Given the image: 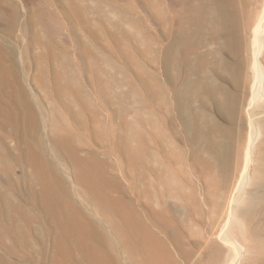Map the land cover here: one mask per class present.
Here are the masks:
<instances>
[{
  "label": "rangeland",
  "instance_id": "rangeland-1",
  "mask_svg": "<svg viewBox=\"0 0 264 264\" xmlns=\"http://www.w3.org/2000/svg\"><path fill=\"white\" fill-rule=\"evenodd\" d=\"M216 6L0 0V264H264V0Z\"/></svg>",
  "mask_w": 264,
  "mask_h": 264
},
{
  "label": "bare ground",
  "instance_id": "bare-ground-1",
  "mask_svg": "<svg viewBox=\"0 0 264 264\" xmlns=\"http://www.w3.org/2000/svg\"><path fill=\"white\" fill-rule=\"evenodd\" d=\"M215 2H216V4H217V6H216V13H215V16L217 17V23L219 24V25H223L224 23H225V18H224V15H223V5H224V1H226V0H214ZM263 25H264V18L261 20V22L258 24V27H257V29H256V39H255V49H256V51H257V53H256V55H258L259 54V51L261 50V48L262 47H264V45H263V43H261V40H260V36H261V34H262V32H263V30H264V27H263ZM263 35V34H262ZM256 71H257V75H263V73L261 72V70H260V67L257 65V67H256ZM258 78H260V77H258ZM252 161V160H251ZM248 164H250V160H249V162H248ZM251 165V164H250ZM249 165V166H250ZM256 168H258V167H256ZM264 169V168H263ZM254 171H255V169H253ZM260 170V169H259ZM256 171H258V169L256 170ZM255 171V172H256ZM255 172L253 173V177H254V175H256V177H261L260 176V174L258 175V173L256 172V174H255ZM259 172H262V170L261 171H259ZM264 172V171H263ZM258 175V176H257ZM262 175V174H261ZM258 177V178H259ZM263 177H264V174H263ZM248 179V170L247 171H245L244 172V174H243V177H242V181L240 182V186H239V189H240V192L242 193V192H244V190H245V187H246V185L248 184V182H249V179ZM260 179V178H259ZM261 179H263L262 177H261ZM255 180V179H254ZM257 181V180H256ZM252 197V196H251ZM250 197V198H251ZM256 198V197H255ZM240 199V197H238L237 198V200H239ZM249 200H251V199H249ZM252 200H253V198H252ZM254 201V200H253ZM249 202H252V201H249ZM233 203V202H232ZM262 212V211H261ZM263 214H264V212H262ZM247 214V213H246ZM262 217H263V215L262 214H260ZM247 216V215H246ZM232 217V216H231ZM261 217V218H262ZM232 218H230V220H231ZM227 223V222H226ZM114 240V239H113ZM219 240H220V238H219ZM109 244H110V246L114 249V242L112 241V240H110L109 241ZM231 248L232 249H234V251L236 252V254L237 255H239L240 253H241V250H240V248L239 247H237V246H234V245H232L231 244ZM234 259H236V258H234Z\"/></svg>",
  "mask_w": 264,
  "mask_h": 264
}]
</instances>
